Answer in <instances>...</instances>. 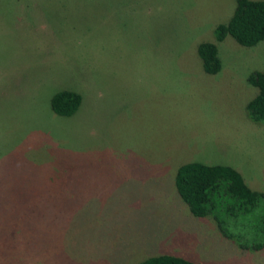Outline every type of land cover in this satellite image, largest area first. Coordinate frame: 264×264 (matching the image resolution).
<instances>
[{"label": "rangeland", "instance_id": "374dc122", "mask_svg": "<svg viewBox=\"0 0 264 264\" xmlns=\"http://www.w3.org/2000/svg\"><path fill=\"white\" fill-rule=\"evenodd\" d=\"M234 0H0V264H264L190 215L173 177L226 165L264 192V127L249 122V73L264 40L212 42ZM81 95L58 117L49 97Z\"/></svg>", "mask_w": 264, "mask_h": 264}, {"label": "trees", "instance_id": "16d2710c", "mask_svg": "<svg viewBox=\"0 0 264 264\" xmlns=\"http://www.w3.org/2000/svg\"><path fill=\"white\" fill-rule=\"evenodd\" d=\"M212 42L196 45L195 54L206 75L220 71L215 43L231 38L241 47L251 48L264 40V0H234V8L225 23L211 31ZM255 89L245 104L249 122L264 127V72L254 71L246 77ZM81 95L62 89L49 97V109L58 117L76 113ZM173 186L191 216L210 218L220 235L232 241L242 251L255 252L264 248V192L251 190L234 168L226 165H205L188 162L174 173ZM137 264H195L173 255H156Z\"/></svg>", "mask_w": 264, "mask_h": 264}]
</instances>
